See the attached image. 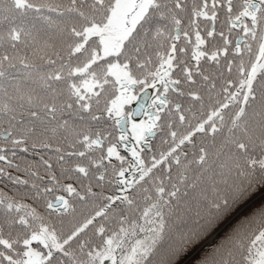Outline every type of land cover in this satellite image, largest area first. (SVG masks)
Instances as JSON below:
<instances>
[{
    "label": "snow or ice",
    "instance_id": "snow-or-ice-1",
    "mask_svg": "<svg viewBox=\"0 0 264 264\" xmlns=\"http://www.w3.org/2000/svg\"><path fill=\"white\" fill-rule=\"evenodd\" d=\"M257 191L264 0H0V264H264Z\"/></svg>",
    "mask_w": 264,
    "mask_h": 264
},
{
    "label": "trees",
    "instance_id": "trees-1",
    "mask_svg": "<svg viewBox=\"0 0 264 264\" xmlns=\"http://www.w3.org/2000/svg\"><path fill=\"white\" fill-rule=\"evenodd\" d=\"M259 192H261V191H257L252 197H254ZM261 204H264V192H263V194L259 195L255 200H253L249 205H247L238 215H248L254 209L259 208L261 206ZM233 219H235V217ZM218 235H219V233H218ZM206 245L207 244H204L199 250H197V248L199 246H197L194 249L189 250L188 253L181 259V262L184 261L187 257H190L183 264H196V261H198L200 259V256L203 254V252L208 250L206 248Z\"/></svg>",
    "mask_w": 264,
    "mask_h": 264
}]
</instances>
